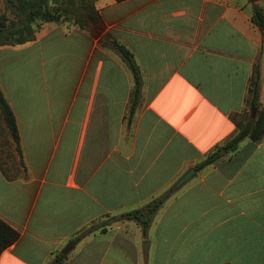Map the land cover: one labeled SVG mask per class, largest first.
<instances>
[{
    "label": "crops",
    "instance_id": "crops-1",
    "mask_svg": "<svg viewBox=\"0 0 264 264\" xmlns=\"http://www.w3.org/2000/svg\"><path fill=\"white\" fill-rule=\"evenodd\" d=\"M93 7L139 68L132 112L131 71L74 17L0 46L21 150L0 143V220L19 235L0 264H264V138L196 169L264 110V0ZM163 198L144 231L134 214Z\"/></svg>",
    "mask_w": 264,
    "mask_h": 264
},
{
    "label": "trees",
    "instance_id": "trees-1",
    "mask_svg": "<svg viewBox=\"0 0 264 264\" xmlns=\"http://www.w3.org/2000/svg\"><path fill=\"white\" fill-rule=\"evenodd\" d=\"M93 1L94 0H6L8 7L13 11L16 18L11 21L5 15L0 16V46L27 43L34 40L35 33L41 27L42 23H61L69 20L70 17H74L75 24L79 26V28L88 30L95 38H98L100 35L101 45L116 52L131 71L134 80L132 93L133 103L130 109L132 112L137 103L141 88L139 68L134 61L133 55L127 48L117 41L110 39L108 36H103L104 25L98 23L99 17L94 10ZM252 19L257 26L262 27L264 25L262 11L260 9L254 8ZM251 84L252 88L250 92L254 98L252 107H257L254 103L257 96V73L252 79ZM0 119L4 123L8 135L14 143L16 151L21 155L16 120L1 90ZM245 138H248L254 143H259L263 140L264 110H260L257 113V117L254 121L248 122L244 126H239L238 133L224 146L218 148L214 153L209 155L203 163L196 167V169L199 170L212 163L217 160L221 154L234 151L238 143ZM164 201L165 198L158 200L148 208V211L134 214L133 217L140 222L144 231L150 223L151 214H153ZM18 237L19 235L14 229L0 220V255L8 247L13 245L18 240ZM59 263L60 261L58 260L53 262V264Z\"/></svg>",
    "mask_w": 264,
    "mask_h": 264
},
{
    "label": "rangeland",
    "instance_id": "rangeland-1",
    "mask_svg": "<svg viewBox=\"0 0 264 264\" xmlns=\"http://www.w3.org/2000/svg\"><path fill=\"white\" fill-rule=\"evenodd\" d=\"M7 140H8V132L5 129L4 123L0 119V143L3 146L5 153L8 151Z\"/></svg>",
    "mask_w": 264,
    "mask_h": 264
},
{
    "label": "water",
    "instance_id": "water-1",
    "mask_svg": "<svg viewBox=\"0 0 264 264\" xmlns=\"http://www.w3.org/2000/svg\"><path fill=\"white\" fill-rule=\"evenodd\" d=\"M195 170L191 169L189 170L179 181L178 183L174 186L175 188L180 187L181 185H183L186 181H188L190 179L191 176H193L195 174Z\"/></svg>",
    "mask_w": 264,
    "mask_h": 264
}]
</instances>
